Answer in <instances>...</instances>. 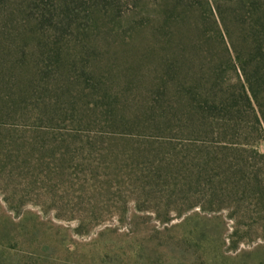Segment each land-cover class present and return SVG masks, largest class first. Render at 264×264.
<instances>
[{
    "label": "rangeland",
    "instance_id": "obj_1",
    "mask_svg": "<svg viewBox=\"0 0 264 264\" xmlns=\"http://www.w3.org/2000/svg\"><path fill=\"white\" fill-rule=\"evenodd\" d=\"M159 2L0 0V264H112L105 243L123 253L135 242L148 254L129 264H188L194 251L182 243L179 253L184 230L173 226L199 209L175 213L207 202L203 188L187 186L197 167L185 157L210 146L178 126L179 91L163 86V47L148 28ZM215 51L223 86L241 92L228 54ZM203 100L194 93L195 108L208 112ZM257 148L264 154V140ZM121 199L140 217L136 227L118 221ZM95 207L102 218L91 216L78 234L77 218ZM166 211L169 224L160 222ZM228 213L207 212L223 235ZM7 226L30 234L7 244ZM106 227L113 232L101 240ZM39 243L49 247L31 246ZM240 250L248 264H264V241Z\"/></svg>",
    "mask_w": 264,
    "mask_h": 264
},
{
    "label": "trees",
    "instance_id": "obj_2",
    "mask_svg": "<svg viewBox=\"0 0 264 264\" xmlns=\"http://www.w3.org/2000/svg\"><path fill=\"white\" fill-rule=\"evenodd\" d=\"M258 7L257 0H160L148 26L157 43L155 47H163L160 48L166 73L163 86L179 91L176 102L184 109L174 117L178 126L191 130V135L210 146L202 147L195 156L185 157L194 160L197 167L191 179H186L187 186L203 188L205 202L211 208L207 210L206 204L195 202L175 213V218L183 219L188 212L199 209L173 226L184 230L176 238L179 253L184 251L182 243L194 251L188 264H248L243 259L246 252L240 247L257 239L264 241V154L257 148L264 140V17ZM219 46L235 66L241 92L223 86L224 63L215 51ZM206 82L210 89H205ZM195 92L206 100L208 112L199 105L195 108ZM242 100L252 112L243 109ZM105 203L103 199L93 201L95 206ZM119 204L118 221L136 227L140 217L137 214L129 217L125 199ZM225 208L232 225L228 228L226 225L223 235V225L211 224L213 220L208 219L207 212ZM164 215L160 222L171 223L172 212L166 211ZM91 216L97 220L103 212L95 207L87 217L77 218L78 234H82ZM6 230L7 244L30 234L25 227L7 226ZM38 232L35 229L32 234ZM112 232V228L106 227L99 239ZM126 244L121 253L118 244L114 247L105 243L101 253L104 258L112 256V264H129L136 257H143L144 252L148 254L147 247L140 243ZM31 246L36 251L49 247L40 243ZM225 249L234 251L236 257H228Z\"/></svg>",
    "mask_w": 264,
    "mask_h": 264
}]
</instances>
